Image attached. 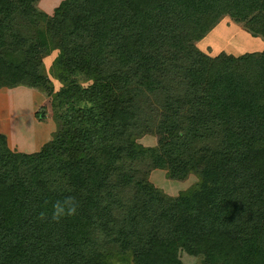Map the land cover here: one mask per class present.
<instances>
[{
  "label": "trees",
  "instance_id": "trees-1",
  "mask_svg": "<svg viewBox=\"0 0 264 264\" xmlns=\"http://www.w3.org/2000/svg\"><path fill=\"white\" fill-rule=\"evenodd\" d=\"M39 1L0 0V90L44 95L56 126L31 154L0 133V264H180L176 250L264 264V48L172 62L161 48L221 15L264 13V0H63L51 16ZM153 171L197 180L171 197ZM65 198L77 214L53 221Z\"/></svg>",
  "mask_w": 264,
  "mask_h": 264
},
{
  "label": "rangeland",
  "instance_id": "rangeland-1",
  "mask_svg": "<svg viewBox=\"0 0 264 264\" xmlns=\"http://www.w3.org/2000/svg\"><path fill=\"white\" fill-rule=\"evenodd\" d=\"M62 1L40 0L37 8L51 16ZM161 48L168 62L176 59L202 61L205 57H215L220 52L234 59L258 56L264 48V13L257 12L243 22L221 15L212 22L210 30L202 38H189L181 48L173 47L167 42ZM56 55V52H52L43 57L40 67L42 77L51 80L49 68ZM150 68L158 78L168 74L167 64L159 66L150 63ZM52 83L54 90L58 91L60 84L55 80ZM161 110L167 114L176 112L170 105L163 106ZM42 111L44 117L41 121L37 119V114ZM55 130L50 99L36 90L25 87L0 90V133L6 136L11 151L24 154L38 152L51 140ZM138 143L145 147H153L156 145V139L153 136H145L138 140ZM196 180V176H191L182 183H173L165 178L162 171H153L149 175V182L171 197L177 196ZM175 253L180 264H202L200 258L186 255L180 250H176Z\"/></svg>",
  "mask_w": 264,
  "mask_h": 264
},
{
  "label": "clouds",
  "instance_id": "clouds-1",
  "mask_svg": "<svg viewBox=\"0 0 264 264\" xmlns=\"http://www.w3.org/2000/svg\"><path fill=\"white\" fill-rule=\"evenodd\" d=\"M78 208V202L73 198H65L63 201H57L53 205L51 219L59 222L63 218L75 216L78 212ZM47 218L48 217L45 214H41V220H45Z\"/></svg>",
  "mask_w": 264,
  "mask_h": 264
}]
</instances>
